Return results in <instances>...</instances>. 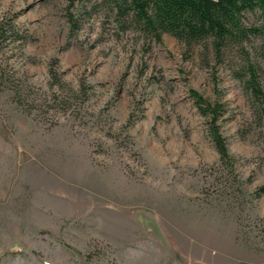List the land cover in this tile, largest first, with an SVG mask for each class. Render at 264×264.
I'll use <instances>...</instances> for the list:
<instances>
[{
	"label": "rangeland",
	"instance_id": "1",
	"mask_svg": "<svg viewBox=\"0 0 264 264\" xmlns=\"http://www.w3.org/2000/svg\"><path fill=\"white\" fill-rule=\"evenodd\" d=\"M121 4L0 0V264H264V14L215 50Z\"/></svg>",
	"mask_w": 264,
	"mask_h": 264
},
{
	"label": "trees",
	"instance_id": "2",
	"mask_svg": "<svg viewBox=\"0 0 264 264\" xmlns=\"http://www.w3.org/2000/svg\"><path fill=\"white\" fill-rule=\"evenodd\" d=\"M121 3L132 12L134 23L148 38L158 41L162 34H168L189 48L207 39L215 50L227 43H240L250 32L243 25V13L257 9L264 14V0H121ZM195 103L209 118L213 129L220 114L219 105L207 104L197 96ZM211 134L218 153L225 157L217 129ZM261 190L264 192V187Z\"/></svg>",
	"mask_w": 264,
	"mask_h": 264
}]
</instances>
